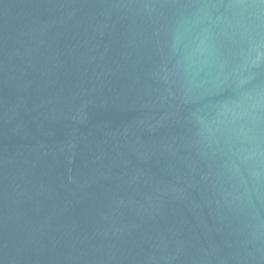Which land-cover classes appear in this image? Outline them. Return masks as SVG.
I'll list each match as a JSON object with an SVG mask.
<instances>
[{
    "label": "water",
    "instance_id": "obj_1",
    "mask_svg": "<svg viewBox=\"0 0 264 264\" xmlns=\"http://www.w3.org/2000/svg\"><path fill=\"white\" fill-rule=\"evenodd\" d=\"M0 264H264V0H0Z\"/></svg>",
    "mask_w": 264,
    "mask_h": 264
}]
</instances>
